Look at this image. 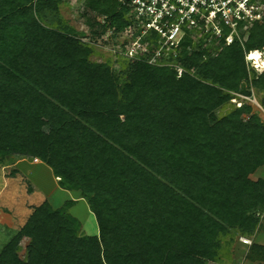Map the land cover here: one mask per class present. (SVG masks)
<instances>
[{
	"label": "trees",
	"instance_id": "1",
	"mask_svg": "<svg viewBox=\"0 0 264 264\" xmlns=\"http://www.w3.org/2000/svg\"><path fill=\"white\" fill-rule=\"evenodd\" d=\"M77 3L93 36L119 37L134 24L117 0ZM62 6L0 0V166L12 157L45 163L87 201L99 235L82 234L73 202L46 201L0 264L221 263L227 241L253 238L264 219V179L252 178L264 167V121L234 95L264 96V72L246 62L264 49V21L217 56L185 40L179 60L193 70L179 77L142 58L94 61ZM247 260L264 262V245Z\"/></svg>",
	"mask_w": 264,
	"mask_h": 264
},
{
	"label": "built area",
	"instance_id": "2",
	"mask_svg": "<svg viewBox=\"0 0 264 264\" xmlns=\"http://www.w3.org/2000/svg\"><path fill=\"white\" fill-rule=\"evenodd\" d=\"M71 1L78 4L77 0ZM117 1L130 10L134 24L119 36V40L126 39L120 49L113 50L114 54L132 61L147 57L148 64L173 68L180 73V77L184 72L193 70L192 63L187 61L183 64L179 60L185 40H191V51H204L205 57L217 56L236 41L244 45L249 27L264 21V0ZM106 21L104 18L102 22ZM144 38H147L145 43ZM255 52H260L264 58V49ZM252 53H247L246 62L258 71L260 68L257 61L252 59ZM235 96L263 110L254 94L249 97L241 94ZM242 104L238 102L237 106L241 107ZM259 216L263 219L264 212ZM240 240L245 245H252L250 238L241 237Z\"/></svg>",
	"mask_w": 264,
	"mask_h": 264
},
{
	"label": "crops",
	"instance_id": "3",
	"mask_svg": "<svg viewBox=\"0 0 264 264\" xmlns=\"http://www.w3.org/2000/svg\"><path fill=\"white\" fill-rule=\"evenodd\" d=\"M49 169L50 168L45 163L41 162L38 159L33 161L22 159L16 161L15 163L11 161V163L4 167L0 172L1 248L3 245L5 246L9 242V240H11L19 232V230L28 221L31 213L36 207L42 205L46 201L50 203V201L52 200L51 196L53 197L55 193L58 195V192H60L63 195L64 199H66V204L69 202H73V204L69 208L70 211L75 210L78 204L83 203L86 206L88 216L93 217L95 225H93L91 230H88L89 232H87L83 222L76 217V214L74 215V213L70 212L72 216L78 219L81 223L82 234L85 236L99 235V226L96 217L90 210L87 201L81 198L79 192L62 189L59 185V179H57L54 175V186L52 187L51 192H48L44 189V170H48L50 172L51 169ZM51 172V174H53L52 170ZM44 190L46 191L45 196ZM263 236L264 223L260 226L256 240L259 237L263 239ZM257 241L259 244L264 245V242L262 240ZM24 242L27 246L28 239H24L22 241V246L24 245ZM246 262L247 264H264V262H252L247 260Z\"/></svg>",
	"mask_w": 264,
	"mask_h": 264
},
{
	"label": "rangeland",
	"instance_id": "4",
	"mask_svg": "<svg viewBox=\"0 0 264 264\" xmlns=\"http://www.w3.org/2000/svg\"><path fill=\"white\" fill-rule=\"evenodd\" d=\"M62 12V16L64 17L65 21L72 27H74L79 33L84 34L85 37L82 38V41L84 43H90L91 46L93 47V49L95 50V54L93 56V60L100 62V63H104L107 62L109 59H111L112 61H114L113 63H115L116 58H114V49H120L121 46H123V42L125 41L126 38L124 39H120L119 37H115L113 34V30L110 29H106L107 32L105 34H98L96 36H93V31L89 28V26H87L86 24V20L87 18H84L83 12L84 9L81 5H78L76 3H74L71 0H63V6L61 9ZM105 17H101L99 19V23L104 25L105 23H103V19ZM142 59H144L147 62V57H141ZM149 58V57H148ZM135 62V61H133ZM263 69H259L257 72L259 74H262ZM180 75V73L178 72V76ZM180 77V76H179ZM235 95V93H234ZM256 95V99L258 101L259 104H261V100L263 99V95H260L258 93H255ZM238 104V103H237ZM262 105V104H261ZM263 106V105H262ZM255 113H257L262 120L264 121V106H263V110L260 109L257 105L252 106ZM26 159V158H24ZM22 160V159H20ZM27 160V159H26ZM12 162H16L18 161V159L15 158H8V160H6V162L0 166V172L2 171V169L4 167H6L9 163ZM30 161V160H27ZM50 170V169H49ZM51 170L50 172L48 170H44V189L47 190L48 192H51L52 187L54 186V173L51 174ZM54 175V176H53ZM252 178L254 180H257L259 178H263L264 179V167L260 168L253 176ZM58 179V178H57ZM56 183V182H55ZM44 190V196L46 194V191ZM54 192V191H53ZM38 195V194H37ZM51 200L50 203L53 205V208L59 209L62 208L66 205V199H64L63 195L58 192V195L55 193V195L52 197L51 196ZM45 201V199H44ZM78 210V211H77ZM71 213H74V215L76 214V217L83 222V224L85 225L84 227L86 228V231L89 232L88 230H91L92 226L95 225V222L93 220L92 216H88L87 211H86V206L83 203L78 204L77 208H75V210L70 211V209L68 210ZM88 216V217H87ZM264 223V219L261 222V225ZM258 232H256L255 236L253 238H250L252 241V245L254 243H258L257 240H262L264 242V238H257ZM1 236V235H0ZM264 237V236H263ZM26 243L24 242V245L22 246V249L19 251V255L24 258L25 257V249H26ZM241 242L240 238H238L237 236H235V241L233 243H229L227 241V245L224 246V257H222V261L219 264H247L246 260H247V254L248 251L250 249V247H248L249 245H245ZM4 247V245L2 246V248ZM1 248V245H0ZM2 248L0 249V252L2 250ZM249 248V249H248ZM249 261V260H247Z\"/></svg>",
	"mask_w": 264,
	"mask_h": 264
},
{
	"label": "bare ground",
	"instance_id": "5",
	"mask_svg": "<svg viewBox=\"0 0 264 264\" xmlns=\"http://www.w3.org/2000/svg\"><path fill=\"white\" fill-rule=\"evenodd\" d=\"M252 59L256 60L259 68L264 69V58L260 55V52H253Z\"/></svg>",
	"mask_w": 264,
	"mask_h": 264
}]
</instances>
